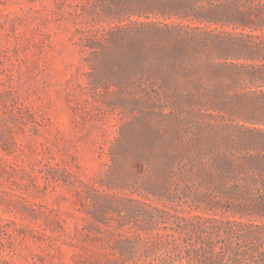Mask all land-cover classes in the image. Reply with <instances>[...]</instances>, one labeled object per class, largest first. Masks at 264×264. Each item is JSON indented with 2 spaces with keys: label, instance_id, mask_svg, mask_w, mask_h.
<instances>
[{
  "label": "rangeland",
  "instance_id": "1",
  "mask_svg": "<svg viewBox=\"0 0 264 264\" xmlns=\"http://www.w3.org/2000/svg\"><path fill=\"white\" fill-rule=\"evenodd\" d=\"M78 2L0 7V264H170L209 239L234 247L232 264H264V214L213 192L198 155L253 135L248 99L225 83L220 28L152 18L90 47ZM185 43L198 53L175 71L137 64V49ZM138 234L151 256L139 244L122 262L117 247Z\"/></svg>",
  "mask_w": 264,
  "mask_h": 264
},
{
  "label": "trees",
  "instance_id": "2",
  "mask_svg": "<svg viewBox=\"0 0 264 264\" xmlns=\"http://www.w3.org/2000/svg\"><path fill=\"white\" fill-rule=\"evenodd\" d=\"M9 1L0 0V7ZM75 7L70 14L82 18L76 31L91 40L90 47H94L98 39L115 32L152 27L157 23L155 18L176 19L179 25L203 32L212 25L211 30L220 28L218 31L223 37L218 45L219 56L232 60L220 63L228 70L229 79L225 83L235 89L234 99H248L241 114L245 122L254 125L248 128L253 135L239 141L229 151L200 146L198 155L207 157L206 162L210 160L208 164L205 162L209 168L204 167L207 168L204 173L208 182H217L213 192L221 195L234 209L264 214V0H79ZM163 25L168 23L163 22ZM136 52L137 64L143 67L142 71L147 66L163 74L195 59L198 50L194 44L185 43L168 50L154 48L150 56L142 49ZM197 189L198 196L209 194L201 191L198 185ZM212 196L214 198V194ZM139 239L143 240L140 234L136 238H125L124 245L117 247L122 262L125 258L140 256L139 244H143L137 242ZM230 245L209 239L193 249L176 247L177 262L172 259L170 264H189L191 260L196 264H232L229 260L236 251ZM142 249L141 255L150 257L154 248L143 245ZM183 258L187 262L182 263ZM153 259L135 262L156 264ZM112 261L116 263L117 259Z\"/></svg>",
  "mask_w": 264,
  "mask_h": 264
}]
</instances>
